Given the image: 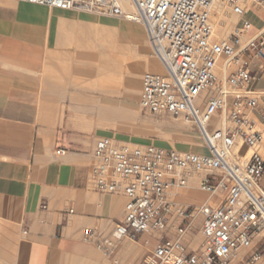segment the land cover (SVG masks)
I'll list each match as a JSON object with an SVG mask.
<instances>
[{
    "label": "built area",
    "instance_id": "2783aa9c",
    "mask_svg": "<svg viewBox=\"0 0 264 264\" xmlns=\"http://www.w3.org/2000/svg\"><path fill=\"white\" fill-rule=\"evenodd\" d=\"M15 1L141 24L164 73L141 75L140 108L194 124L208 150L98 137L93 150L98 164L91 172L96 188L126 198L115 236L163 233L176 216V232L160 238L143 264H264L258 245L264 246V117L258 122L247 115L258 104L248 88L257 77L244 57H264V21L249 34L253 25L246 17L264 11V0H223L235 17L226 39L214 32L217 0ZM192 186L206 200L178 201L179 190ZM195 211L202 217L201 243L193 248L182 236ZM87 237L96 238L106 258L112 256V242L93 229Z\"/></svg>",
    "mask_w": 264,
    "mask_h": 264
},
{
    "label": "crops",
    "instance_id": "0c3cea01",
    "mask_svg": "<svg viewBox=\"0 0 264 264\" xmlns=\"http://www.w3.org/2000/svg\"><path fill=\"white\" fill-rule=\"evenodd\" d=\"M247 16L256 19L252 34L264 11ZM123 45L136 55L146 49L145 30L115 17L0 0V222L17 234L12 264H143L160 238L173 236L166 230L117 238L126 198L99 192L91 174L98 164L95 141L109 133L104 122L122 116L117 95L131 102L139 88L135 74L158 73L151 70L154 61L161 67L152 53L142 62L128 59L126 80L111 83L115 72L106 67L125 62ZM244 57L257 77L248 88L258 104L247 115L259 122L264 57ZM201 193L200 203L207 198ZM89 229L112 242V256L87 237Z\"/></svg>",
    "mask_w": 264,
    "mask_h": 264
},
{
    "label": "rangeland",
    "instance_id": "374dc122",
    "mask_svg": "<svg viewBox=\"0 0 264 264\" xmlns=\"http://www.w3.org/2000/svg\"><path fill=\"white\" fill-rule=\"evenodd\" d=\"M226 7H228L227 13L230 14L229 17L233 19V14L231 12V9H229V6H226ZM249 17L250 16H247V18ZM249 19L252 21V23H256V19H253L251 17ZM119 20L125 23H131L134 26H137L138 28H140V31L144 32L143 26L139 23L129 22L123 19H119ZM212 20L215 24V18L213 15H212ZM232 27L233 25H231L228 28L229 35L232 32L231 30ZM215 36L217 39L227 38L224 36L219 37L216 34ZM133 50H134V47L123 45L122 51L119 54L124 55V58H126L127 60L125 62H120V65L118 66H113L110 64L111 66H109L110 68L107 70L108 71L114 70L113 72H115L116 75H118L117 81H110L111 83L116 82L117 85H120L122 84V82L126 80L125 72L128 70V63H127L128 59H130L129 61L142 62L147 54L152 53L148 45H146V49L139 51V53H137L136 51L137 55L134 53ZM133 55H136L137 57H135L134 59ZM153 64H155L156 67H159L157 62L154 61ZM144 71L146 70L142 69L135 74V80L139 82V88H136V90L134 91V94H133L134 98L131 100V102L126 101L124 99V96L117 95L118 98H122L121 99L122 101L117 102L115 104V108L117 109V111L121 110V113L118 111L116 112V115L121 114L122 116L114 117V118H107V120L104 122L105 124L104 126L109 131L107 135L113 136L116 139L121 140V141H127V142L138 143V144H149L150 143V144H154V145L161 146L164 148H175L177 150H189V149L177 148V146H180V145H188V146L191 145V146L198 147L197 144L200 143V140L196 132L197 128L194 124L186 123L185 121L181 119L173 118V117H170L164 114L148 113L140 108L138 104L139 92H140V79ZM119 78H121V80ZM118 81L119 82L121 81V82L119 83ZM160 121H162L163 123H160ZM187 124H190L192 127L189 128L190 125H187ZM191 151L203 153L204 149L196 148ZM187 191L188 190L186 191L179 190L178 192L179 195H178L177 200L182 202L183 201L182 196L185 194V192L187 193ZM201 198L194 199V196H193V199L195 201H201ZM172 220L170 222L171 226H169L168 231L171 232V234H174V232H176L175 226L179 222V220H177L176 216H173ZM189 221H190V227L187 228V230L184 232L182 239L184 242H187L190 247L196 248L201 243V235H200L199 229L201 226L202 217L197 211H195L192 214V217L189 218ZM172 224L174 226H172ZM16 238H17L16 232L10 226L0 222V264H12V258H13L14 245L16 242ZM192 239L195 240L193 243H192ZM258 245L259 247L264 249V246H262L261 244H258ZM249 251H250L249 249L242 250L243 253H246Z\"/></svg>",
    "mask_w": 264,
    "mask_h": 264
},
{
    "label": "bare ground",
    "instance_id": "6f19581e",
    "mask_svg": "<svg viewBox=\"0 0 264 264\" xmlns=\"http://www.w3.org/2000/svg\"><path fill=\"white\" fill-rule=\"evenodd\" d=\"M228 7H226V5L224 4V1L223 0H217L216 1V3L214 4V12H213V16H214V18H215V24H214V28H215V30H214V32H215V34L217 35V36H219V37H221V36H224V37H228V35H229V33H228V28L231 26V25H233L234 24V22H235V17H234V15H233V19L232 18H230L229 17V15L230 14H228L227 13V9ZM230 9V8H229ZM231 16H232V14H231ZM232 30V29H231ZM223 38V37H222ZM93 44V43H92ZM91 44V42L89 43V46L90 45H92ZM100 46H101V44H100ZM92 47H93V45H92ZM95 48V47H94ZM103 49H104V47H102ZM106 48V47H105ZM107 49V59H109V60H111L110 58H113L114 56H112V55H110V50H109V47H107L106 48ZM112 50H113V48H112ZM115 50V49H114ZM120 53V52H119ZM116 54V53H115ZM120 55V54H119ZM149 56H151V55H149ZM152 56H153V54H152ZM147 57L148 56H146V60H147ZM154 58H155V60L157 61V59H156V57L155 56H153ZM117 59V58H116ZM109 60H107V64H110L109 63ZM118 61H116V62H118V63H120L119 62V59H117ZM124 60V59H123ZM124 61H126V59L124 60ZM111 64H113L112 62H111ZM103 66H105V65H103ZM110 66V65H109ZM109 66H107L108 67V69H109ZM113 66H115V65H113ZM123 70V69H122ZM152 71H154V72H158V73H164V70L162 69V67H156V68H152L151 69ZM111 71V70H110ZM109 71V72H110ZM112 71H114V70H112ZM111 71V72H112ZM107 73H108V71H107ZM111 74V73H110ZM120 75V74H119ZM127 75V74H126ZM108 76V75H107ZM110 76V80L111 81H117V76L118 75H116V73H114V74H111V75H109ZM120 77H122V76H120ZM120 80H121V78H119ZM119 82V81H118ZM121 82V81H120ZM119 82V83H120ZM132 115V114H131ZM131 115H130V117H131ZM160 123H163L162 121H160ZM170 123V122H169ZM168 123V124H169ZM167 124V123H166ZM173 124H175V123H173ZM187 125H190V124H187ZM190 127H192L191 125L189 126V128ZM183 128V127H182ZM188 130V129H187ZM197 132V134H198V138H199V140H200V143L199 144H197L198 145V147H196V146H188V145H180V146H177V148H180V149H189V150H194V149H196V148H202V149H204V152H207L208 150H207V148H206V146H205V144H204V142H203V140H202V138H201V136H200V134H199V132H198V130L196 131ZM176 147V146H175ZM188 191H187V193L185 192V196L186 197H182V200L184 201H182L183 203H185V201L186 200H189V201H191L192 203H196V204H198V203H200L199 201H195L194 199H196V198H201L202 197V193H200V192H197L196 191V189L194 188V187H190V188H188L187 189ZM191 196H194V199H193V197H191ZM195 240L194 239H192V243L194 242Z\"/></svg>",
    "mask_w": 264,
    "mask_h": 264
}]
</instances>
